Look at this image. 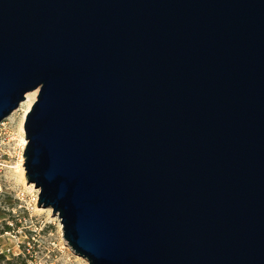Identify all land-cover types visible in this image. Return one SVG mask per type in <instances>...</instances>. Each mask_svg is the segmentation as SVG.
<instances>
[{"label":"water","instance_id":"obj_1","mask_svg":"<svg viewBox=\"0 0 264 264\" xmlns=\"http://www.w3.org/2000/svg\"><path fill=\"white\" fill-rule=\"evenodd\" d=\"M88 264H264V0H0V122Z\"/></svg>","mask_w":264,"mask_h":264},{"label":"rangeland","instance_id":"obj_2","mask_svg":"<svg viewBox=\"0 0 264 264\" xmlns=\"http://www.w3.org/2000/svg\"><path fill=\"white\" fill-rule=\"evenodd\" d=\"M33 91L30 107L37 94V89L29 92ZM24 100L0 122V234H13L0 237L4 252L0 254V264H88L67 245L62 225L51 208L37 205L38 189L17 171L23 163L26 142L21 140L23 121L20 125L24 111L20 105ZM11 250L16 255H11Z\"/></svg>","mask_w":264,"mask_h":264},{"label":"bare ground","instance_id":"obj_3","mask_svg":"<svg viewBox=\"0 0 264 264\" xmlns=\"http://www.w3.org/2000/svg\"><path fill=\"white\" fill-rule=\"evenodd\" d=\"M34 91L33 92H28V93H26V95H25V100L21 103V105L20 106H24V111H23V116H22V119H21V121H20V125H22V121H23V118H24V115H25V113L27 112V110H28V108L30 107V104H31V102H32V100H33V97H34ZM22 142L24 143V141H25V138L24 137H22ZM22 161V160H21ZM23 163H21L20 164V169H18L17 171H20V173H21V175L23 176V174H24V168H23V165H22ZM25 177V176H24ZM25 179V178H24ZM28 186H32V184H30V185H28Z\"/></svg>","mask_w":264,"mask_h":264},{"label":"built area","instance_id":"obj_4","mask_svg":"<svg viewBox=\"0 0 264 264\" xmlns=\"http://www.w3.org/2000/svg\"><path fill=\"white\" fill-rule=\"evenodd\" d=\"M1 191V190H0ZM3 234H9L11 237L13 236L12 232L11 231H4V233L0 234V237L3 235ZM10 249V248H9ZM8 249V250H9ZM7 250V251H8ZM4 253L2 248L0 247V254ZM11 255H16V253L14 251H10Z\"/></svg>","mask_w":264,"mask_h":264}]
</instances>
